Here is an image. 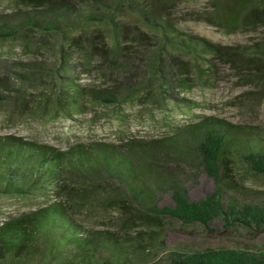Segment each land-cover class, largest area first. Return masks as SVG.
<instances>
[{"label": "rangeland", "instance_id": "374dc122", "mask_svg": "<svg viewBox=\"0 0 264 264\" xmlns=\"http://www.w3.org/2000/svg\"><path fill=\"white\" fill-rule=\"evenodd\" d=\"M133 2L116 11L106 6L114 10L112 24H80L77 18L96 11L98 0H0V136L57 149L104 147L126 156L140 145L150 149L149 176L137 181L149 198L130 196L104 174L100 185H115L116 200L98 195L78 212L89 229L128 241L124 264H170L173 252L208 246L263 251L264 228L223 229L215 219L217 230L210 232L152 209L172 205L174 186L191 200L215 189L194 149L203 124L246 129L264 142V0ZM163 34L196 36L217 50L196 54L165 41L161 47ZM75 92L82 93L78 105L70 100ZM225 180L224 200L264 206V174L240 161ZM52 199L51 192L0 196V223Z\"/></svg>", "mask_w": 264, "mask_h": 264}, {"label": "trees", "instance_id": "16d2710c", "mask_svg": "<svg viewBox=\"0 0 264 264\" xmlns=\"http://www.w3.org/2000/svg\"><path fill=\"white\" fill-rule=\"evenodd\" d=\"M107 1L98 0V9L85 13L81 20L77 18L78 23L100 20L112 24L114 10L108 9V4L115 11L123 4L128 8L134 4L133 0ZM45 28L52 29L53 25L47 22ZM167 28L164 29L168 31ZM163 37L166 39H160L161 47L165 46V41L171 47L196 54L217 50L192 35L168 37L163 34ZM112 45L115 49L118 47L115 34ZM79 94L82 93L71 95L74 105L79 104L76 99ZM201 129L202 136L194 149L202 169L216 182L215 189L203 198L191 200L185 191L174 186L171 188L172 205L152 210L183 223L199 224L210 232L217 230L211 226L215 219L220 220L223 229L233 226L264 228V206L224 200L223 197V188L230 187L225 184V178L236 163L244 161L254 173L264 174V142L246 129L218 130L215 125L207 124ZM149 158L152 152L141 145L126 156L104 147L78 144L57 149L11 134L0 136V196L29 199L53 193L52 200L0 223V264H124L122 258L127 254L128 241L126 244L124 239L108 231L89 229L78 212L86 210L98 195L107 203L116 200L111 193L117 188L115 185H100L104 174L117 178L130 196L149 198L148 189L137 183L141 174L149 176ZM118 202L127 208L124 201ZM128 220L126 218V222ZM132 242L139 248L138 241ZM98 253L103 257L99 258ZM170 264H264V250L254 252L247 247L208 246L173 252Z\"/></svg>", "mask_w": 264, "mask_h": 264}]
</instances>
